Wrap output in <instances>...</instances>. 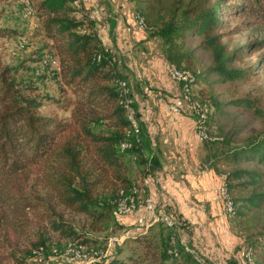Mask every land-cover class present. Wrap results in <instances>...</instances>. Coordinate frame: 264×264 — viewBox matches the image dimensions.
<instances>
[{
  "label": "trees",
  "instance_id": "obj_1",
  "mask_svg": "<svg viewBox=\"0 0 264 264\" xmlns=\"http://www.w3.org/2000/svg\"><path fill=\"white\" fill-rule=\"evenodd\" d=\"M73 1L26 0L22 4L39 20L47 40L44 47L50 49V60L56 63L52 74L61 92L69 94L55 99L68 109V118L40 114L44 98L51 96L36 93L34 77L20 74L21 64H10L0 57V232L10 225V214L22 229L25 221L18 218L25 217L29 209L42 208L40 216L49 228L71 238L77 247L105 253L92 264H210L192 249L190 240H182L180 233L186 224L167 213L173 226L160 222L154 232L151 225L125 236L122 242L129 241L130 246L122 254L116 242L99 248L56 209L61 206L92 222L114 218L122 201H138V197L144 201L149 195L144 179L150 181L160 166L148 134L136 117L135 100L127 92L126 77L118 70L115 54L104 45L95 19L82 0L79 6ZM130 1L134 3V15L144 20L147 38H160L167 64L190 70L195 84L196 75L186 66L193 64L194 52L208 54L210 62L203 70L221 83H234L231 103L263 115L257 99L249 91L238 94L240 88L236 86L254 76L264 78V0ZM251 28L262 35L233 47L224 41ZM18 34L14 28L0 26V36ZM190 40L195 41L192 47L186 44ZM253 55L255 59L244 64ZM224 139L223 144H227L228 136ZM221 153L233 163L219 175L234 204L233 213L227 217L244 219L248 213L262 210L264 130ZM213 157L217 160L220 156ZM214 162L209 164L216 169ZM133 168L138 169L136 179L131 176ZM38 186L44 195L32 196L30 187ZM233 192L238 193L236 199ZM260 223L255 239L244 246L251 249L255 264H259L256 251L264 249V221ZM45 240L40 234L28 251L32 264H63L61 260H43L44 254L48 257L52 248H57L45 245ZM4 254L0 253V261L6 256L15 258L12 253Z\"/></svg>",
  "mask_w": 264,
  "mask_h": 264
},
{
  "label": "rangeland",
  "instance_id": "obj_2",
  "mask_svg": "<svg viewBox=\"0 0 264 264\" xmlns=\"http://www.w3.org/2000/svg\"><path fill=\"white\" fill-rule=\"evenodd\" d=\"M25 3L26 0H0V26L14 28L15 31L19 33L18 35L0 36V57L7 63L21 64L20 74L24 76L31 75L34 77V83L37 87L36 93L43 96H51V99L44 98L43 105L38 110L40 114L62 119L68 118V109H64L61 105L57 104L55 99H62L69 94L67 92H61V85L55 75L52 74L56 63L50 60V49L44 47L47 40L44 38L42 31L40 30L39 20L34 14L28 11V8L24 9V7H22V4ZM90 17L95 19L91 16V13ZM97 33L99 34L98 28ZM261 35L262 33L259 32L257 28H251L231 35L229 38H225L224 41H227L229 47H233L239 43L247 41L248 39H254ZM22 38L23 41L21 40ZM149 38L150 41L149 43H146V47L143 45H140L141 48L140 46L139 48L135 47L132 53L136 59V68H134L133 71V74H136V78L133 77V79H136L139 90L138 92L142 97H147L146 92L152 91V93L156 95L154 96L155 99H159L160 101H164V99L167 101L170 99L169 102L167 101L170 103V109L173 102L172 100L178 95L173 97V93L164 91V95L157 94V91L160 90L157 88V84L160 82L164 84L170 83L171 85L173 83H178L171 79L165 72L164 65L169 62H166L167 60L162 53L160 38L156 36ZM194 42L195 41L190 40L187 41L186 44L189 47H192ZM115 52V50L112 51L113 54H115ZM193 55V64L186 66L196 75L195 84L193 83V80L189 83L190 97L199 100L202 104L203 102L211 104L209 107L208 105L206 107L208 112L207 117L210 115V118L208 119L206 117L203 126H205L210 135L215 139L218 138V140L216 142H206L208 140L202 142H205L208 146V155L210 157L207 159V162L209 161L212 163L215 161L214 164H216V167L218 168L217 173L221 174L233 166L232 161L229 160L228 157L226 159L221 157L223 154L221 152L225 151L227 147L230 148L232 146H239L246 143L249 139L264 130V78L263 76H260L259 78L254 76L246 83L236 86L237 88H240V90H237L238 94L249 91L250 94L257 99L256 105L262 110L263 115H256L250 109L234 106L231 103L233 99L231 93L234 92L232 90L234 89L232 85L234 83H221L215 76L205 74L203 69L210 62L208 54L204 53L203 55H200L199 52H194ZM255 57L256 56L253 55L247 58L244 61V64L247 61L254 60ZM147 59L153 60L155 62V67L161 69L159 72L161 78L160 75H158L159 73L154 74V72L149 71L148 66L152 61L149 62ZM180 66L185 65L181 63ZM118 70L126 77L123 69L119 68ZM188 71L191 73L190 70ZM131 82H133V80H131ZM184 97H186L188 101V97L185 95ZM131 102H133L132 98ZM181 112L182 110L179 114ZM194 125L196 126V123ZM225 136H228L227 144H223L222 142L225 140ZM215 154L220 156L217 160H215L216 157H213ZM137 175H139L138 169L133 168L131 174L132 178L136 179ZM39 188V186L33 189L30 187V191L32 192L31 195L34 196L36 193H38V195H44V190H39ZM232 196L236 199L238 193L233 192ZM136 200H138V206L135 210L139 207L144 208L143 198L140 199L138 197ZM238 203L240 204V201H238ZM39 206L43 207L42 204ZM56 209L61 210L63 218L79 229L82 235L90 237L91 241L99 248H107L109 245L116 242L119 243L121 250H123L122 254H124L130 246L129 241L125 240L122 242V239L126 238L125 236L131 233L142 229L145 230L148 227L147 226L144 229V223H138L137 221L138 216L136 217L131 214L134 213L135 210L124 215L115 214L114 218L108 216L103 220L92 222L89 217L73 213L70 210L63 209L61 206H57ZM43 211L42 208L29 209L25 217L22 219L18 218L19 221H25L22 229L19 228V225H16L17 222H15V220L17 218L10 214V225L8 228H4L5 234L3 231L0 232V253H5L4 255L12 253L15 258L11 257L10 259H7L6 256L0 261V264H16L17 261L21 260L20 264H32L33 260L29 258L28 251L34 247L33 245L37 242L40 234H43L47 239L45 240V243L48 244L45 245L57 246L56 249L52 248L51 254L49 253L48 257L44 254L43 260L48 262L49 260H61L63 264H92L100 256L105 255V253L101 251H96L97 254H94L95 250L87 248L86 246L77 247L73 242H70V240H72L71 238L59 235L58 231L49 228L45 218L40 216V213ZM222 212H224V210ZM225 215L226 218H224L222 222L218 221L214 224L217 229L214 228L215 232L211 234L210 242H207V244L204 243V246L207 248L206 252H204L198 242L192 243L190 241V246L199 256L207 259L210 264H217V260H219V264H223L221 259L226 260V264H243L240 260L238 262L236 258L237 252L243 248V252H245L248 248L244 246L247 244L250 245V240L255 239L258 231H260L262 224L260 222L264 221V207L260 211H252V213H248V216L244 219L237 217H230L229 219L227 217L229 215ZM11 218L13 219L11 220ZM132 219L133 222L130 223ZM159 223L160 221L158 220L154 222L152 224V230L150 231H156ZM187 229L186 226L185 230L183 227L182 231L185 235L188 233L189 229ZM184 234H182L183 237H185ZM200 234L198 235L199 239ZM201 237L202 239H205L203 233L201 234ZM72 250H74V252ZM77 250L78 252H75ZM47 252L48 250L45 251L46 254ZM209 256L211 258L212 256H215L216 258L210 259ZM255 258L256 261L258 260L257 262L259 264H264V249L261 250V252L256 251Z\"/></svg>",
  "mask_w": 264,
  "mask_h": 264
},
{
  "label": "crops",
  "instance_id": "obj_3",
  "mask_svg": "<svg viewBox=\"0 0 264 264\" xmlns=\"http://www.w3.org/2000/svg\"><path fill=\"white\" fill-rule=\"evenodd\" d=\"M81 2L90 12L94 9L97 11L94 18L98 32L104 45L111 52L116 51L118 66L125 71L127 92L128 94L131 92L135 100L136 117L148 134L150 148L159 157V168L154 171L150 181L146 178L145 183L148 186L147 196L152 199L154 208L152 211H146L139 207L135 210V214H131L143 218L144 229L156 222L160 214L167 213L181 220L189 229L186 235L181 230L182 240L198 242L206 252L204 243L210 242L211 234L217 229L214 224L218 221L222 222L226 215L212 201L213 183L220 181L221 178H219L220 173H217L218 168L214 169L211 162H206V156L209 154L208 146L205 142L199 141L194 132L197 118L195 119V115L189 110L187 98L183 94L187 104H183L180 114L173 115L169 110L170 99L167 100L168 102L165 99L160 101L154 98L156 95L152 91L146 92L147 97H142L138 92L136 79H133L136 78V74H133L136 59L132 53L135 47L139 48L140 45L146 47L150 38H147L146 32L136 24L133 1L82 0ZM147 60L152 61L148 66L149 71L158 74L161 69L155 67L153 60ZM157 88L160 89L157 91L159 95H164V92L173 93V97L179 95V85L175 83L171 85L160 82ZM132 222L133 219L130 223ZM200 233L204 234L205 239H202ZM209 258L216 257L209 256ZM221 260L226 264V260ZM219 263L217 260V264Z\"/></svg>",
  "mask_w": 264,
  "mask_h": 264
},
{
  "label": "built area",
  "instance_id": "obj_4",
  "mask_svg": "<svg viewBox=\"0 0 264 264\" xmlns=\"http://www.w3.org/2000/svg\"><path fill=\"white\" fill-rule=\"evenodd\" d=\"M90 13L92 14H97V11L94 9L92 10ZM134 19L136 21V24L138 26V28L140 29H144L145 26H140V23H138L136 16H134ZM164 69L165 72L169 75V77L171 79H173L176 83H178L179 85V95L173 99L172 104L170 106V111L171 113L177 115L179 114V112L181 111L183 104L186 103L185 98L182 96V83L184 80H186L187 78L192 77V74H185L183 68H181V73H174L173 69H171V65L165 63L164 65ZM189 110L195 115V119L198 117L200 112L205 111L207 104L203 102V104H198V108H190V105H188ZM130 111L133 112V117L135 119V115H134V110L131 108L130 106ZM135 121L137 122V120L135 119ZM196 137L199 141H205V140H210V139H214V137H203L202 134H200V131H195ZM191 147V145L189 146ZM218 184H219V180L213 183V196H212V201L213 203L219 207L221 209V212L224 210V201H227V199H223L220 198V196H218ZM138 206V201H132L131 202V210H123V206H117L116 207V213L118 215H124V214H128L130 212H133ZM154 208L153 206V202L152 199L150 201V204L147 208H144V210L146 211H152ZM156 220L164 223L165 225L169 226V222L173 221L167 214H160L157 216ZM138 223H143V218L140 216L137 218ZM81 247V246H79ZM74 252V250H72ZM243 251L244 248L241 249L240 251L237 252L236 258L239 262H242L243 264H245V260L243 258ZM75 252H78L75 251ZM96 253V251H94V254ZM79 256V255H78Z\"/></svg>",
  "mask_w": 264,
  "mask_h": 264
},
{
  "label": "bare ground",
  "instance_id": "obj_5",
  "mask_svg": "<svg viewBox=\"0 0 264 264\" xmlns=\"http://www.w3.org/2000/svg\"><path fill=\"white\" fill-rule=\"evenodd\" d=\"M74 5L79 6L80 0H74L73 1ZM95 14H92L94 17ZM137 18L138 23H140V26H144V20L141 16L134 15ZM170 65V64H169ZM171 69H173L174 73H181V69L175 67L174 65H171ZM185 74H190L189 71L184 70ZM193 77L187 78L186 80L183 81L182 83V94L188 97V105H190V108H198V104H202L199 100L193 99L190 97V85L189 83L192 82ZM123 85H125L124 82H122ZM124 92H126L124 90ZM207 108L205 111L200 112L198 117H197V122H196V131H200V134H202L203 137H210L205 126H203V123L206 121L207 117ZM130 118L133 119L132 115L130 114ZM133 125H135V122L132 121ZM144 182L146 183V178L144 179ZM218 196L223 199H227V201H224V212L227 215H231L233 213V208L234 204L233 201L231 200L227 189L224 186V182L222 179H220L219 184H218ZM133 199H130L128 202L122 201L118 206H123V210H131V202ZM151 198L149 196L144 198V208H147L150 204ZM174 225V221L169 222V227ZM97 254V253H95ZM243 258L245 260L246 264H255L253 260V255L252 251L248 248L245 252H243ZM202 264H208L203 262Z\"/></svg>",
  "mask_w": 264,
  "mask_h": 264
}]
</instances>
